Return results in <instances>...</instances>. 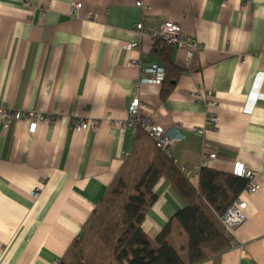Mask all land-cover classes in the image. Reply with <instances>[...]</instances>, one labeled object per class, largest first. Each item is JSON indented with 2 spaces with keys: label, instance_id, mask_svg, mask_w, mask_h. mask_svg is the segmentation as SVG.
Returning a JSON list of instances; mask_svg holds the SVG:
<instances>
[{
  "label": "crops",
  "instance_id": "crops-1",
  "mask_svg": "<svg viewBox=\"0 0 264 264\" xmlns=\"http://www.w3.org/2000/svg\"><path fill=\"white\" fill-rule=\"evenodd\" d=\"M166 21L199 44L192 63L152 37ZM154 65L163 82H142ZM136 88L148 127L177 138L180 168L215 154L205 167L241 162L260 185L232 247L199 264H264V0H0V106L53 118L0 120V264H56L80 236L132 151L122 126ZM155 192L149 240L185 208L166 182Z\"/></svg>",
  "mask_w": 264,
  "mask_h": 264
},
{
  "label": "trees",
  "instance_id": "trees-1",
  "mask_svg": "<svg viewBox=\"0 0 264 264\" xmlns=\"http://www.w3.org/2000/svg\"><path fill=\"white\" fill-rule=\"evenodd\" d=\"M165 53L166 46L159 45ZM193 184L145 128L135 129L132 151L75 239L56 264H199L232 247L216 223L245 190L247 180L207 167ZM166 182L185 203L154 240L142 224L155 204L156 185Z\"/></svg>",
  "mask_w": 264,
  "mask_h": 264
},
{
  "label": "built area",
  "instance_id": "built-area-1",
  "mask_svg": "<svg viewBox=\"0 0 264 264\" xmlns=\"http://www.w3.org/2000/svg\"><path fill=\"white\" fill-rule=\"evenodd\" d=\"M135 5L139 8L145 7L141 1H137ZM80 8L81 3H75L72 6V12H75ZM135 30L139 34L144 32L142 30L141 23L135 26ZM151 35L154 39H159L167 45L175 46L177 49L183 50L188 63H192L194 61L196 53L200 50V46L195 39L182 35L180 24L178 23L166 21L158 29L153 30ZM136 47L137 43H131L129 45L130 49ZM143 72L149 76L148 78L141 79L144 83L159 84L164 80L165 71L163 67L154 65L149 68H144ZM140 108L141 103L139 101L138 89L136 88L129 106L128 121L122 127L128 130H135L137 127L145 128L148 131L149 136L155 141L156 146L166 152V154L173 159L171 145L177 138L170 136L167 132H163L159 128H149L146 120H144L140 114ZM52 119V117H46L41 113H33L31 111H14L0 106V120L4 124L5 128H7L13 121H23L33 130L38 123L47 120L51 121ZM209 121V123L213 124L216 122L215 118H210ZM92 124L90 122L81 123L77 125V128L88 129ZM214 158L215 154L209 155L208 158L204 157L199 166L195 167L197 170L188 166L182 167L181 170L187 178L195 180L198 175V170L206 166L208 160ZM231 173L236 177L247 180L245 190L238 196L227 211L222 216L218 217L221 226L233 241V239H235V231L247 220L246 195H252L257 192L260 185L255 182L254 173L250 169H247L241 162L234 163Z\"/></svg>",
  "mask_w": 264,
  "mask_h": 264
}]
</instances>
